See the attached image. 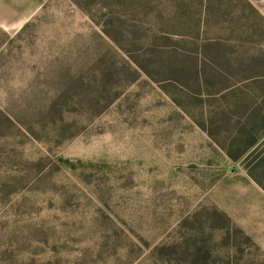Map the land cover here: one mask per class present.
<instances>
[{"label":"rangeland","instance_id":"rangeland-1","mask_svg":"<svg viewBox=\"0 0 264 264\" xmlns=\"http://www.w3.org/2000/svg\"><path fill=\"white\" fill-rule=\"evenodd\" d=\"M25 24L0 52V264H264V0Z\"/></svg>","mask_w":264,"mask_h":264},{"label":"crops","instance_id":"crops-1","mask_svg":"<svg viewBox=\"0 0 264 264\" xmlns=\"http://www.w3.org/2000/svg\"><path fill=\"white\" fill-rule=\"evenodd\" d=\"M46 0H0V52ZM26 5L29 7H26ZM18 7H26L21 13ZM19 9V8H18ZM21 14V16L19 15ZM23 14V15H22Z\"/></svg>","mask_w":264,"mask_h":264},{"label":"trees","instance_id":"trees-1","mask_svg":"<svg viewBox=\"0 0 264 264\" xmlns=\"http://www.w3.org/2000/svg\"><path fill=\"white\" fill-rule=\"evenodd\" d=\"M27 25L28 24H25L23 27H22V29L21 30H24V28H26L27 27ZM20 32V31H19ZM18 32V33H19ZM17 33V34H18ZM11 41V40H10ZM9 41V42H10ZM261 128H260V131H262V133L264 132V118L261 120ZM258 138L259 137H257V138H254V139H252L251 141H249V143H248V145H247V147L246 148H250L251 146H253L254 144H256L257 142H258Z\"/></svg>","mask_w":264,"mask_h":264}]
</instances>
